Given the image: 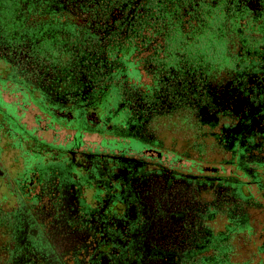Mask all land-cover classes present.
Returning <instances> with one entry per match:
<instances>
[{
    "label": "flooded vegetation",
    "instance_id": "1",
    "mask_svg": "<svg viewBox=\"0 0 264 264\" xmlns=\"http://www.w3.org/2000/svg\"><path fill=\"white\" fill-rule=\"evenodd\" d=\"M0 264H264V0H0Z\"/></svg>",
    "mask_w": 264,
    "mask_h": 264
}]
</instances>
